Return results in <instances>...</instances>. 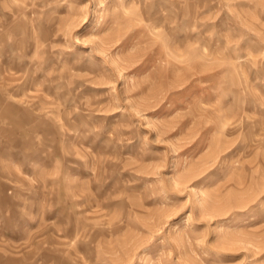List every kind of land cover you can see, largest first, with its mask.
I'll list each match as a JSON object with an SVG mask.
<instances>
[{"label":"rangeland","instance_id":"1","mask_svg":"<svg viewBox=\"0 0 264 264\" xmlns=\"http://www.w3.org/2000/svg\"><path fill=\"white\" fill-rule=\"evenodd\" d=\"M0 264H264V0H0Z\"/></svg>","mask_w":264,"mask_h":264}]
</instances>
